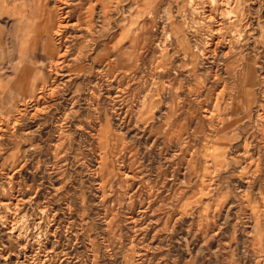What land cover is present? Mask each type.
I'll use <instances>...</instances> for the list:
<instances>
[{"label": "rangeland", "instance_id": "374dc122", "mask_svg": "<svg viewBox=\"0 0 264 264\" xmlns=\"http://www.w3.org/2000/svg\"><path fill=\"white\" fill-rule=\"evenodd\" d=\"M229 1L230 53L189 0H121L108 25L100 0H61L81 24L29 102L43 17L0 0V264H264V0Z\"/></svg>", "mask_w": 264, "mask_h": 264}, {"label": "bare ground", "instance_id": "6f19581e", "mask_svg": "<svg viewBox=\"0 0 264 264\" xmlns=\"http://www.w3.org/2000/svg\"><path fill=\"white\" fill-rule=\"evenodd\" d=\"M58 1L60 3L59 5L49 8V2L46 1V0H32V4H31L32 13H34V15H35V13L38 12L41 15L40 17H43V19L41 18L42 25H40L37 28H35L34 38H36V36H39V35L40 36L42 35V37L44 36L45 42L43 44V48L42 49L44 51L45 58L42 61L43 65L41 63L42 66L35 65L34 61H29L26 64H24L25 63V59H27V53H26L25 49H23L21 47V49L19 51V55H20L19 62H18V64H16L17 67H15V68H18L20 70V67H22L21 64L23 63V65H25L23 67V70H22L20 76L18 75V78L20 77V82L18 81V83H17L19 86L21 84H23V85L25 84V82L22 81L21 79H23V76L25 75V68L27 70L29 68V67H27L28 63H31L32 65H35V67L33 66L31 68V70L33 69L35 71L36 67L38 68L37 69L38 70L37 71V75L35 74L36 76L34 75V77L32 78L34 80H36L38 78V80L37 81H34V80L33 81H29L28 80L29 82L26 83V84L29 85L27 91L30 92L31 95L34 94L32 96V98H30L29 102H31V100L35 102L38 98H41L44 93L46 94V91L48 90L47 89L48 86L46 85V82H44V84H42V86H39V87L37 86V82H40L39 81L40 79L44 80V73H45L44 71H45L46 67L49 68L47 71L49 72L50 76H53V75L58 73V70L61 69V67H62L63 63L65 62V60H66V58H67V56L69 54V51H70V48H69L68 43H67V40L65 39V33H66L65 31L67 30L69 25H71V26H77L78 25L79 26L81 24L80 17H77L76 21H74V22H71L72 20L69 21L68 18L70 16H69V11L67 10V7L65 6L66 2L61 3L60 2L61 0H58ZM20 2H22V1H20ZM89 2H90V0H87V2H86V4H88V7H87L88 13L90 12V10L94 9L93 4L91 5ZM120 2H121V0H100V3H101L102 8H103L102 12H103V15H104V24L108 25L110 23L111 19L108 18V15H110V13L113 12V10L111 8H114V6L118 5ZM231 2L232 1H229V0H189V8L191 9V12L193 14L192 15V17H193L192 19L194 21L196 19H198L201 22L205 23V29L206 30H204V31H206L205 33L207 34L208 38L207 37H204V38H207L206 40H208L209 46H210V44H212V45L214 44L213 52L216 50V48L218 46L223 45V44H227L228 45V47H227L228 50L226 52L230 53V50H231V48L233 47V44H234L233 41L239 40V39H236L235 35H236V33H239L241 30L238 31L237 29H232L230 27L231 25H233L235 23V20L232 19V17H231V13L233 12L231 10V7H233ZM236 2L238 3L237 0H236ZM82 3H83V1H79V3L75 6V8L81 7ZM241 3H242V1L240 3H238V4H241ZM18 6L19 7L14 12V15L17 12H19V13H17V16H19V15H21L23 13V11L25 10L26 3H23V2L19 3ZM120 15H121V13H120ZM127 23L128 22H125V23H122V25H121L122 26V33L124 32V34L121 37V40H118L117 37H115V38L113 37L111 39V42H114V43H112L109 46L110 47L109 48V52L112 53L113 55H117V57H118L117 59H119V61L126 54V52L130 49V48L129 49L128 48L127 49H123V46L120 45L123 41L129 39V32L130 31L127 29ZM29 24H30V22H29ZM199 24H201V23H199ZM201 29H203V28H201ZM22 31H23V29L21 30L20 28L19 29L15 28V30H14V38L16 37L18 39L20 37ZM242 31H244V30L242 29ZM226 33H228V34L226 35ZM200 34H201V32H200ZM242 35H244V34H242ZM226 36H227V38H225ZM247 36L245 38H247ZM241 41H242V39H241ZM239 43H241V42H239ZM127 60H128V58H127ZM127 60H125V62ZM44 61H46V65L47 66L44 64ZM117 61L118 60H116V62ZM234 62H236V59H233V58L229 57L228 60H227V64H226V70H228V71L233 70V63ZM246 71H247V78H251V81H252V77L253 76L251 74V69H248ZM28 72H29V70H28ZM243 74H244V72H243ZM49 91H50V89H49ZM47 93H48V91H47ZM248 94L250 95V93H248ZM219 102H221V101H219ZM26 104L27 103L24 101L21 104V107L18 110H16V112L21 114V111L23 109L22 107L25 106ZM260 106H261L260 107V111L263 110L262 114L264 116V105L260 104ZM24 110H25V108H24ZM263 119H264V117H263Z\"/></svg>", "mask_w": 264, "mask_h": 264}]
</instances>
